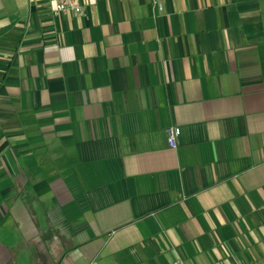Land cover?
Returning a JSON list of instances; mask_svg holds the SVG:
<instances>
[{
	"label": "crops",
	"instance_id": "obj_1",
	"mask_svg": "<svg viewBox=\"0 0 264 264\" xmlns=\"http://www.w3.org/2000/svg\"><path fill=\"white\" fill-rule=\"evenodd\" d=\"M76 2L0 0V264H264V0Z\"/></svg>",
	"mask_w": 264,
	"mask_h": 264
},
{
	"label": "built area",
	"instance_id": "obj_2",
	"mask_svg": "<svg viewBox=\"0 0 264 264\" xmlns=\"http://www.w3.org/2000/svg\"><path fill=\"white\" fill-rule=\"evenodd\" d=\"M54 3L55 13H75L79 14L81 12L80 5L76 2V0H52ZM154 3L157 0H152ZM159 7V5H158ZM166 138L168 146L172 149H175L177 146V137L179 134V130L177 127H168L165 130Z\"/></svg>",
	"mask_w": 264,
	"mask_h": 264
}]
</instances>
